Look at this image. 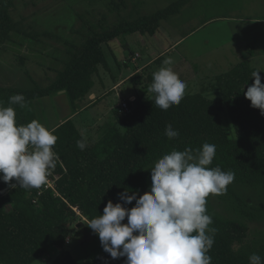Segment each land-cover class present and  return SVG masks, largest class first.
<instances>
[{"label":"trees","instance_id":"obj_1","mask_svg":"<svg viewBox=\"0 0 264 264\" xmlns=\"http://www.w3.org/2000/svg\"><path fill=\"white\" fill-rule=\"evenodd\" d=\"M122 1V0H121ZM188 0H177L165 8L135 19H120L112 24L104 21H84V33L78 44L66 41L62 68L46 85L30 78L29 87L0 85V107H12L16 112L17 125H27L36 120L34 100L56 94L61 90L68 99L72 111L75 102L90 93L94 75L99 66L106 65L103 46L120 35L130 33L153 35L162 20L178 12ZM14 0H0V44L11 39L12 32L38 35L24 31L13 20L11 10ZM46 36L52 35L45 33ZM59 39V38H58ZM249 55L253 56L254 51ZM163 60L158 57L155 61ZM256 68L243 59L228 70L216 74L208 88L195 93H185L179 106L162 110L155 105V93L149 97L137 94L128 101V112L117 109L114 121L106 122L96 129L93 138H86L73 119L68 118L51 129L58 137L54 151L63 167L57 162L61 174L55 183L58 195L45 191L33 202L37 189L10 188L0 181V264H124L125 258L112 259L104 252L93 256L85 254L75 259L65 246L77 207L90 221L103 214L109 200L120 202L117 194L128 190L143 195L150 189V168L172 150L201 149L204 143L216 146V156L209 166L235 174L234 184L264 191V116L259 109L251 107L244 92L254 82L252 72ZM134 86L142 81L152 83L153 77L136 72L130 77ZM264 83V78L261 80ZM22 94L24 107L10 104L9 98ZM226 112L234 128L235 137H227L221 121ZM171 124L179 131L177 138L169 139L165 128ZM86 139L87 147L81 151L77 141ZM227 191L234 195L244 208L250 204L242 200L232 187ZM131 194V193H129ZM135 205H127L131 208ZM246 215L251 217L248 212ZM208 215L217 229L214 244L208 255L212 264H249L253 253L264 260V243L258 247L245 245L238 250L234 243H241L247 234V225L238 219ZM127 219V218H126ZM88 224V223H87ZM51 248L57 250L52 257Z\"/></svg>","mask_w":264,"mask_h":264},{"label":"rangeland","instance_id":"obj_2","mask_svg":"<svg viewBox=\"0 0 264 264\" xmlns=\"http://www.w3.org/2000/svg\"><path fill=\"white\" fill-rule=\"evenodd\" d=\"M175 1L14 0L11 10L13 20L20 23L24 31L38 35L39 40H33L21 32H12L11 39L0 44V54L14 72L10 85L28 87L30 78L46 85L54 79L65 59L66 41L78 44L82 40L79 31L84 33V21L112 24L120 19H135ZM232 18L263 19L264 0H188L178 12L161 21L155 34L120 35L110 41L109 46L104 45L106 65H100L98 74L93 77L92 92L98 98L94 105L73 118L77 128L86 138H93L99 126L114 121L119 109L117 106L124 98L128 99L134 92L144 98L150 96V83L147 81L134 86L129 78L119 88L112 89L114 80L125 77L129 69H134L135 63H140L142 59L164 56L165 60L171 57L173 64L170 67L177 74L181 73L179 78L187 80L189 84L185 93L198 92L205 86L211 98L216 96L209 89L214 76L243 59L261 71L260 75L264 78V45L234 38L228 24ZM251 49L253 56L248 53ZM31 50L35 52L33 60L30 58ZM133 57L137 60H131ZM150 65L142 71L144 75L152 77L162 66L169 67L163 65V60ZM64 99L70 109L67 97L64 96ZM91 101L89 95L84 99V103ZM125 102L128 103L127 100ZM221 121L227 137L233 139L234 128L226 112L221 114ZM232 187L242 200L251 205L250 208H244L234 195L226 191L223 195H210L207 198V214L238 219L247 225L246 237L241 243L233 244L234 250L245 245L258 247L264 243V191L234 183ZM72 222L65 246L75 259L85 254L96 256L104 253L98 235L87 226L89 221L81 212L76 213ZM79 223L83 224L78 227ZM56 253L57 250L51 248V256Z\"/></svg>","mask_w":264,"mask_h":264},{"label":"clouds","instance_id":"obj_3","mask_svg":"<svg viewBox=\"0 0 264 264\" xmlns=\"http://www.w3.org/2000/svg\"><path fill=\"white\" fill-rule=\"evenodd\" d=\"M172 64V58H166L163 65L169 67L154 72L150 85L155 105L162 110L179 106L187 87ZM260 72H252L254 82L244 96L264 116ZM24 101L22 94L9 98L10 104L21 107ZM165 135L174 139L180 133L168 124ZM57 140L40 122L17 125L15 110L0 107V181L13 189H40L59 161L54 151ZM77 147L83 151L86 139L78 140ZM215 156L214 144L204 143L197 150L174 149L150 168L151 186L143 195L126 188L117 194L120 202L109 200L103 214L87 224L98 235L103 251L112 259L125 258L124 264H212L208 253L217 229L210 227L207 198L225 194L235 177L232 171L209 167ZM133 201L135 205L127 207ZM249 264H264V260L253 253Z\"/></svg>","mask_w":264,"mask_h":264},{"label":"crops","instance_id":"obj_4","mask_svg":"<svg viewBox=\"0 0 264 264\" xmlns=\"http://www.w3.org/2000/svg\"><path fill=\"white\" fill-rule=\"evenodd\" d=\"M228 24L230 27V31L233 33L234 38H238V39L245 40V41H250L253 43H260L264 45V18L255 19V20L253 19L249 20V19H243V18H232L228 21ZM109 43L106 46H109ZM103 50H104V46H103ZM29 53H30L31 60H33L35 52L31 50V52ZM159 57H162L164 61V56H159ZM157 58L158 57L156 58L150 57V58H147V60L145 59L140 60V63H135L134 69L132 70L129 69L130 72L125 77H122L120 80H114L112 89L115 90L116 88H119L120 85L123 82L129 80V78L134 73L141 72L142 70H145L148 66L151 67L150 64L155 62ZM45 60L50 61L51 59H45ZM131 60H137V59L133 57L131 58ZM13 74L14 72H12L5 57H3L0 54V79L3 80V81L1 80L0 81L5 84V85L3 84V86H11L10 78L11 76H13ZM180 74L181 73H179L178 76ZM184 81L186 83L187 80H184ZM186 85L189 86V84L187 83ZM93 87H94V84H93ZM92 89L90 93L87 94L89 95V99L92 101L84 103V99L87 95L84 98L77 100L75 102L74 112L72 111L71 107L70 109H68L67 106L65 105V99H64V96L66 97L65 93L58 92L56 94H52L49 96L35 99L33 104L35 108V114H36L37 121L40 122L43 126H45L47 129L51 130L58 124L62 123L64 120L68 118H71V119L75 118L78 114H80L82 110H85L88 107L96 103V99L98 98V96L94 92H92ZM137 94L138 92H134L133 94L129 96L128 99L124 98L122 102H124L125 100L129 101V100L134 99V97H136ZM61 105H63L62 108H61Z\"/></svg>","mask_w":264,"mask_h":264},{"label":"built area","instance_id":"obj_5","mask_svg":"<svg viewBox=\"0 0 264 264\" xmlns=\"http://www.w3.org/2000/svg\"><path fill=\"white\" fill-rule=\"evenodd\" d=\"M133 100V99H132ZM130 100V101H132ZM120 109L123 111V112H128V103H126L125 101L121 103V105H119ZM59 165L61 167H63L61 161L59 160ZM61 176V174L57 171V169L55 168L51 175L48 177V182L43 185L40 189H37L36 191V197L33 198V202L34 203H37V199L39 197L42 196V194L45 192V191H52L54 195H58V192L55 188V183L56 181L59 179V177ZM11 183H16L15 180H13ZM71 208L77 213V214H80L79 210L77 207H74V206H71ZM68 241V240H67Z\"/></svg>","mask_w":264,"mask_h":264},{"label":"water","instance_id":"obj_6","mask_svg":"<svg viewBox=\"0 0 264 264\" xmlns=\"http://www.w3.org/2000/svg\"><path fill=\"white\" fill-rule=\"evenodd\" d=\"M60 93H64V90L59 91ZM83 223H79L78 227H80Z\"/></svg>","mask_w":264,"mask_h":264}]
</instances>
